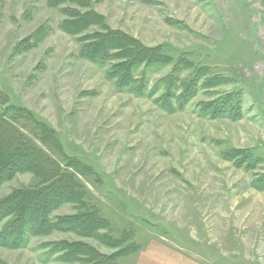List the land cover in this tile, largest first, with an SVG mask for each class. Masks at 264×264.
<instances>
[{"label": "rangeland", "instance_id": "374dc122", "mask_svg": "<svg viewBox=\"0 0 264 264\" xmlns=\"http://www.w3.org/2000/svg\"><path fill=\"white\" fill-rule=\"evenodd\" d=\"M86 2L0 0V116H31L6 122L81 186V202L51 220L86 218L82 235L58 230L0 247V264H264V0ZM66 9L99 14L103 28L68 34ZM106 31L166 57L135 73L143 96L108 77L121 60L80 57V38ZM220 102L234 118L207 114ZM49 185L18 174L0 201ZM60 243L92 256L68 257Z\"/></svg>", "mask_w": 264, "mask_h": 264}, {"label": "trees", "instance_id": "16d2710c", "mask_svg": "<svg viewBox=\"0 0 264 264\" xmlns=\"http://www.w3.org/2000/svg\"><path fill=\"white\" fill-rule=\"evenodd\" d=\"M49 2L54 5L69 2L82 8L88 7L86 0H49ZM65 14L68 15V19L62 23V29L70 35H79L93 26L103 28V18L93 11L82 14L76 9H66ZM105 29L107 30V28ZM80 41L84 43L80 53L81 58L97 63L111 58L121 60L107 72L108 77L116 80L119 92L128 91L143 96L145 84L143 81L135 79V73L144 63H146L145 70L167 64L166 57L161 55L159 51L142 48L136 40L117 34V32L93 33L81 37ZM112 52L115 53L112 54ZM167 95L161 99L162 106L173 110L174 107L170 101H166ZM189 96L187 92L182 95L184 102L189 101ZM209 108L212 112L207 114H211L212 117L234 118L235 113H231L233 110H229L231 108L227 106V102H220V105L210 104L207 106V109ZM12 111L15 110H6L4 115L0 116V187L13 180L16 175L25 173L34 174L35 177L42 179L44 183H50V185L38 190H35L36 188L19 190L0 201V222L6 218L11 219L10 223L0 230V247L21 249L27 245L29 236L48 235L58 230L76 231L77 234L82 235L83 233L78 229H83L86 219H83V215L74 218H62L58 222H53L50 218L53 211L60 206L72 200L77 201V203L81 202V186L74 181L72 175L65 174L56 162L32 145L18 130L7 125L6 119L11 118V116L13 118L26 116L29 121L33 120L31 116L21 115V111ZM219 113L221 115H218ZM36 127L43 130L41 124H36ZM70 167L83 174L89 172L84 166H79L77 163L70 164ZM65 180L70 183L68 184ZM87 222L90 225L89 235H96L94 230L97 225L92 220H87ZM55 248L58 250L62 248V250L69 252L70 256L68 257L86 253L92 256L93 253L92 250L88 251L81 245L68 243L57 244Z\"/></svg>", "mask_w": 264, "mask_h": 264}]
</instances>
